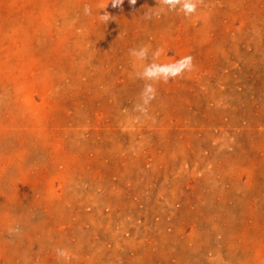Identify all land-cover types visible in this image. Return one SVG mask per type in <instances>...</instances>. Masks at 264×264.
Masks as SVG:
<instances>
[{"label": "rangeland", "instance_id": "obj_1", "mask_svg": "<svg viewBox=\"0 0 264 264\" xmlns=\"http://www.w3.org/2000/svg\"><path fill=\"white\" fill-rule=\"evenodd\" d=\"M157 6L0 0V264H264V0ZM141 45L194 64L147 115Z\"/></svg>", "mask_w": 264, "mask_h": 264}, {"label": "clouds", "instance_id": "obj_2", "mask_svg": "<svg viewBox=\"0 0 264 264\" xmlns=\"http://www.w3.org/2000/svg\"><path fill=\"white\" fill-rule=\"evenodd\" d=\"M123 0H112L113 7L119 6ZM131 4H135L136 0H130ZM204 0H157L158 11L153 13L155 16L174 12L183 15L186 19H192L203 5ZM85 15L91 14V8L84 6ZM147 18L151 19V15L147 12ZM110 15L101 14L99 19L101 22L108 23ZM164 53L163 48L151 49L150 45H141L128 50V55L133 64V75L136 79L143 81V87L139 93L137 101L133 104V111L140 115H147L151 105L158 96V85L168 83L178 77H183L185 73L194 69L193 57L185 55L172 62H160V58ZM8 234L15 235L20 232L19 225H10L7 229ZM58 264H71L72 252L68 248L57 247L54 249Z\"/></svg>", "mask_w": 264, "mask_h": 264}, {"label": "bare ground", "instance_id": "obj_3", "mask_svg": "<svg viewBox=\"0 0 264 264\" xmlns=\"http://www.w3.org/2000/svg\"><path fill=\"white\" fill-rule=\"evenodd\" d=\"M235 16V15H234ZM234 18H236V17H234ZM243 21V20H242ZM182 47V46H181ZM183 48V47H182ZM222 75V74H221ZM222 77V76H221ZM230 97V96H229ZM230 99V98H229ZM252 176V175H251ZM252 180V179H251ZM104 225V224H103ZM97 231V230H96Z\"/></svg>", "mask_w": 264, "mask_h": 264}]
</instances>
